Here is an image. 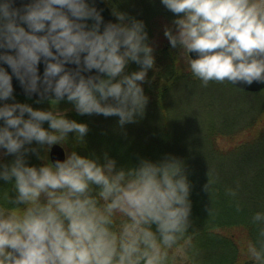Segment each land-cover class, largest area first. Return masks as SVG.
<instances>
[{
  "label": "clouds",
  "instance_id": "obj_1",
  "mask_svg": "<svg viewBox=\"0 0 264 264\" xmlns=\"http://www.w3.org/2000/svg\"><path fill=\"white\" fill-rule=\"evenodd\" d=\"M161 3L176 14L164 35L187 54L188 70L203 86L264 83V0ZM113 14L117 22L104 23L90 0H28L21 7L0 0V180L11 185L0 192V264H176L174 249L196 255L183 159L166 154L118 166L107 152L101 158L71 150L53 163L48 151L67 149L70 133L86 143L87 123L67 118V110L15 100L13 77L41 102L67 100L80 115L118 117L121 128L143 117L154 47L142 20L115 8ZM133 62L139 69L128 72ZM30 151L40 166L27 162ZM4 155L14 159L3 163ZM214 183L209 177L205 190ZM250 224L257 234L245 255L264 264V211Z\"/></svg>",
  "mask_w": 264,
  "mask_h": 264
},
{
  "label": "trees",
  "instance_id": "obj_2",
  "mask_svg": "<svg viewBox=\"0 0 264 264\" xmlns=\"http://www.w3.org/2000/svg\"><path fill=\"white\" fill-rule=\"evenodd\" d=\"M113 2L121 12L145 23L154 47L156 66L143 82L148 96L145 113L122 128L116 116L66 113L69 119L87 123L89 131L84 144L75 143L70 133L64 148L101 158L107 152L118 166L134 165L141 157L155 161L166 154L183 159L191 184L189 235L197 252L193 256L174 249L176 264H254L247 259L245 248L257 234L251 216L264 211V90L248 92L215 81L203 86L189 72L185 53L178 54L164 35L176 14L161 0H125L133 3L130 7L123 0ZM138 69L133 62L127 71ZM35 146L33 142L31 147ZM47 155L50 160L49 151ZM27 157L30 165L43 163L35 152ZM13 159L7 155L2 162ZM209 177L215 180L210 192L205 190ZM227 189L235 190L237 196L226 195ZM2 191L10 192L11 185L0 180ZM180 251L187 257L185 262Z\"/></svg>",
  "mask_w": 264,
  "mask_h": 264
},
{
  "label": "water",
  "instance_id": "obj_3",
  "mask_svg": "<svg viewBox=\"0 0 264 264\" xmlns=\"http://www.w3.org/2000/svg\"><path fill=\"white\" fill-rule=\"evenodd\" d=\"M27 2L28 0H15V6L21 7L23 6V4ZM90 2L93 3L94 6L101 12L104 23L117 22L116 17L113 14V10L107 0H90ZM91 23L92 21L90 20L89 24ZM190 55L193 58H196L197 54L193 52V53H190ZM4 66L8 69L9 72L11 71V69L8 68L7 65H4ZM70 67H74V65H70ZM39 69H40V72L43 73V70H44L43 63L39 65ZM89 74H94V70H93V73H85V75H89ZM12 82H13V87H14V95L22 96V97L33 99V100H40V96L38 94H32L31 96H29L24 91V88L22 87V85L19 83V81L15 77H13ZM234 86L242 90L248 91V92H260L264 90V83H258L256 81H254L250 85L237 82ZM47 101H55V100L52 99V100H47ZM49 154H50V160L54 163L57 159L64 160L66 158L67 152H66V149L62 145L55 144L51 147Z\"/></svg>",
  "mask_w": 264,
  "mask_h": 264
},
{
  "label": "rangeland",
  "instance_id": "obj_4",
  "mask_svg": "<svg viewBox=\"0 0 264 264\" xmlns=\"http://www.w3.org/2000/svg\"><path fill=\"white\" fill-rule=\"evenodd\" d=\"M110 3V6L112 7V9H117L118 11H120L119 9H118V7L116 6V5H114V2H113V0H108ZM124 1V3H125V5L126 6H132L133 5V3H127V2H125V0H123ZM179 50V49H178ZM177 50V53L178 54H183V51L182 52H180V51H178ZM184 55V54H183ZM185 55L187 56V54L185 53ZM188 57V56H187ZM240 96H245L246 98H249V99H256L255 98V96H252L251 94H245V93H241V95ZM15 100L16 101H18V102H22V103H29V104H31L34 108H40V109H48V108H50V107H52V108H55V109H58V110H61V111H63V110H67L66 111V113H69V112H73V111H76L75 110V108H74V106L70 103V102H68L67 100H64V101H61L60 103L59 102H57V101H30V100H26L25 98H22V97H18V96H15ZM7 102H9V103H11L12 101L11 100H9V101H7ZM49 153H50V150H49ZM7 155H4L3 156V158H2V160H4L5 159V157H6ZM49 157H50V154H49ZM178 255L180 256V259L182 260V261H186L187 260V257L180 251V252H178ZM186 259V260H185Z\"/></svg>",
  "mask_w": 264,
  "mask_h": 264
}]
</instances>
